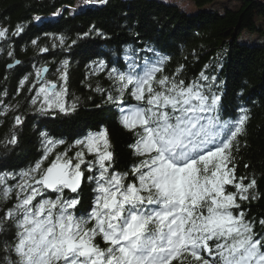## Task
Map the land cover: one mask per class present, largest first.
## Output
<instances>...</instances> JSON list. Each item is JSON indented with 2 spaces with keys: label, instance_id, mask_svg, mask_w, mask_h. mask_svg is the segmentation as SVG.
I'll return each instance as SVG.
<instances>
[{
  "label": "snow or ice",
  "instance_id": "obj_1",
  "mask_svg": "<svg viewBox=\"0 0 264 264\" xmlns=\"http://www.w3.org/2000/svg\"><path fill=\"white\" fill-rule=\"evenodd\" d=\"M21 31L17 25L13 34ZM91 32L104 35L95 25L83 35ZM8 34L0 27V39ZM58 39L63 46L65 38ZM143 51L127 50L124 71L104 60L95 64V72L106 71L112 81L106 100L135 137L128 147L137 159L128 171L113 170L107 128L76 140L74 155L55 151L65 142L42 132L43 155L19 173V182L10 186L8 178L16 174L0 175V199L14 194L16 201L0 216V232L9 225L16 230L13 242L3 245V264H264V219L253 220L242 208L261 198L257 178L238 175L253 119L243 91L235 118L226 119L222 82L215 75L201 71L186 82L180 78L183 65L166 74L169 58L156 54L150 60ZM68 68L65 59L58 80L45 78L47 67L37 69L39 87L31 100L36 111H75L76 104L65 100ZM27 81L26 76L21 87ZM126 95L136 103L128 104ZM22 124L15 116L14 125ZM17 140L13 134L9 143ZM86 171L95 195L91 210L77 215ZM65 190L75 195L66 197Z\"/></svg>",
  "mask_w": 264,
  "mask_h": 264
},
{
  "label": "trees",
  "instance_id": "obj_2",
  "mask_svg": "<svg viewBox=\"0 0 264 264\" xmlns=\"http://www.w3.org/2000/svg\"><path fill=\"white\" fill-rule=\"evenodd\" d=\"M77 1L0 0V27L9 29L8 37L0 39V175L16 174L15 179L8 178V185L14 187L20 180L19 173L41 159L42 132L65 142L55 151L67 149L69 155H74L78 150L76 140L107 128L115 154L113 170H129L137 159L128 147L135 137L120 124L117 106L107 102L112 81L106 71L96 73L95 64L104 60L109 68L127 70V50L136 47L143 48L141 56L150 60L158 58L156 54L168 57L166 74L183 65L180 78L186 82L196 79L201 71L215 75L217 84L222 82L226 105L222 115L226 119L235 118V106L242 103L239 96L243 91L245 106L251 109L253 119L247 146L238 156V175H254L261 198L245 202L242 208L253 220L264 219V0H239L236 7L200 8L195 12L164 0H108L107 4L70 11L67 6ZM190 1L201 7L214 0ZM61 8L57 17L35 21L36 16L49 17ZM17 25L23 31L13 34ZM93 25L104 35L91 32L84 36ZM243 32L258 34V39H241ZM59 36L65 38L63 46ZM42 48L48 50L42 52ZM148 48L154 52H148ZM65 59L69 61L65 100L69 106L76 104L75 111H36L38 105L31 100L39 87L37 69L46 66V79L58 80V70ZM15 60L19 63L8 67ZM26 76L28 81L21 87L20 81ZM125 99L128 104L136 103L130 96ZM17 115L23 118L20 126L14 125ZM13 134L18 137L15 144L9 143ZM245 163L250 167L246 169ZM89 174L86 171L79 192L77 215L88 213L93 204L95 183L87 180ZM3 187L0 185V190ZM47 195L55 198L54 193ZM73 195L65 190L66 197ZM15 202L14 194L9 200L0 199V216ZM15 231L9 225L0 232V264L5 255L3 245L13 242Z\"/></svg>",
  "mask_w": 264,
  "mask_h": 264
},
{
  "label": "rangeland",
  "instance_id": "obj_3",
  "mask_svg": "<svg viewBox=\"0 0 264 264\" xmlns=\"http://www.w3.org/2000/svg\"><path fill=\"white\" fill-rule=\"evenodd\" d=\"M166 2L170 3H175L179 5L181 8L186 10L187 12H195L196 10L200 8H209V7H214L219 10H222L224 7H236L239 4V0H214L211 3L204 4L201 7L196 6L193 4L190 0H164ZM99 4L98 0H79L75 3V5L72 6H67L70 11L78 10L80 8L86 7V6H91V5H97ZM66 5L63 6L65 8ZM63 8L59 9L49 17L45 16H36L35 21L40 22L44 19H51L55 18L59 15V13L63 10ZM241 39L247 40L249 42H254L258 39V34H248L247 32H243V35L240 37Z\"/></svg>",
  "mask_w": 264,
  "mask_h": 264
},
{
  "label": "water",
  "instance_id": "obj_4",
  "mask_svg": "<svg viewBox=\"0 0 264 264\" xmlns=\"http://www.w3.org/2000/svg\"><path fill=\"white\" fill-rule=\"evenodd\" d=\"M16 61H18V60H15V61H14L12 64H10V65L17 64ZM43 67H46V66H43ZM43 67H42V68H43ZM47 69H48V68H47ZM45 74H46V73H44V75H45ZM82 184H83V183H82Z\"/></svg>",
  "mask_w": 264,
  "mask_h": 264
},
{
  "label": "bare ground",
  "instance_id": "obj_5",
  "mask_svg": "<svg viewBox=\"0 0 264 264\" xmlns=\"http://www.w3.org/2000/svg\"><path fill=\"white\" fill-rule=\"evenodd\" d=\"M46 74H47V72H46ZM46 74L44 75L45 76V78H46ZM85 180V179H84ZM84 182V181H83Z\"/></svg>",
  "mask_w": 264,
  "mask_h": 264
}]
</instances>
